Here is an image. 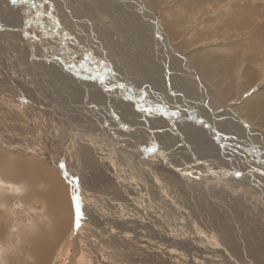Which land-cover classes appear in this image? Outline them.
<instances>
[{"label":"rangeland","instance_id":"obj_1","mask_svg":"<svg viewBox=\"0 0 264 264\" xmlns=\"http://www.w3.org/2000/svg\"><path fill=\"white\" fill-rule=\"evenodd\" d=\"M103 1L96 0L94 3L97 8L95 15L93 9H83L81 1H69L74 16L103 27L99 37L101 45L97 48L84 39L75 43L72 41L73 47L70 38L66 39L67 33L63 32L64 21L55 12L53 18L58 19L60 25L54 32L58 40L53 35L55 42L44 38L39 25L34 24L30 32L17 31L15 29L22 26L25 20L26 12L22 14L25 4L14 6L10 0H0V168L4 169H0V215L6 221L9 218L12 220L9 229L18 228V222H24L28 228L30 222L26 219L33 220V217L31 224L36 225V221L38 227L48 233L53 223L50 219L52 209L48 207L44 210L43 197L31 200L32 190L6 178L11 173L21 174V166L35 163L55 179L66 200L65 211L57 213L58 228L61 217L65 228L61 233L59 230L60 239L48 233L49 242L51 238L55 239L51 264L70 261L74 264H264V238L259 239L255 235L260 222L264 224V202L242 198V193L236 190L230 193L231 190L228 191L229 188L219 180H216L219 183L215 181L217 185L213 190L214 186L207 187L200 181H208L207 178L195 175L196 169L182 168L186 163L198 168L201 163H197L208 158V145L214 141L215 147H218L222 142V131L213 138L212 131L209 130L211 136L207 128L198 127L196 120L204 119L212 126L211 114L215 116L217 105L220 109L242 107L251 96L264 91L263 80L254 86L253 95L245 98V92L239 91L234 96L240 98L237 104L233 106L229 101L226 107L219 102L215 91L230 89L234 92L235 88L244 84L243 76L247 77V71L264 76V0H143L153 13L154 24L161 26V43L165 50L173 49L184 59V67L191 71L197 83L184 77L187 72H181V64L172 58L168 57L166 62L162 58V64H166L163 67L158 58L160 54L154 51L159 49L157 40L152 42L155 48H151L147 40L152 33V21L147 17H152L149 11L146 15L135 8L134 2L119 0L114 4V15H109L110 9L107 10L106 0ZM150 5L155 6V10ZM10 6L13 8L8 9ZM58 10L60 13L63 11L60 7ZM6 14L11 15L14 23ZM101 20L103 24L100 25ZM48 27L51 29V22H48ZM131 27H134L137 36ZM35 33H40L39 37L30 38ZM24 38L36 43L38 50L26 47ZM105 50L110 51L106 57L101 54ZM56 51L61 53L62 58L53 56L54 59H50L57 54ZM204 57H223L225 60L221 68L208 69V83L197 71ZM70 64L82 71L70 70ZM93 64L101 68L100 77L104 84L84 78L89 73L83 69ZM106 64L110 66L105 70ZM168 65L169 68L165 67ZM145 69L146 72L141 71ZM144 80L151 81L158 92L148 88ZM256 81H251L248 87L255 85ZM117 84L126 87L118 88ZM165 84L168 85L167 99L163 93ZM105 86L112 90L104 91ZM259 87L263 90L259 91ZM173 92H183L184 95L173 96ZM126 93L132 100L139 99L143 94L146 102L157 106L163 103L171 109L178 105L180 115L166 119L157 115L145 117L132 106L131 101L125 99ZM190 93L195 94L199 102L211 100V111L207 109L209 117L190 106V101H187ZM161 94L163 98L158 96ZM182 108L185 113H181ZM122 124L127 126V130L121 127ZM158 127H163L164 133L156 131ZM201 131L205 135L202 132L203 135L195 140L189 137ZM175 134L181 137L184 144L172 140L171 135ZM161 136V154L150 156L147 163L142 162L138 149L151 147L152 142ZM259 138L254 136L255 145H262L257 141ZM190 147L195 151H189ZM251 160L257 162L254 156ZM204 162L208 163V167L215 165L211 161ZM60 163L65 165L64 169H60ZM166 170L171 172L168 171L170 177L164 180ZM188 171L193 172L192 177L181 174ZM197 176L199 179H196ZM40 184L43 186L44 183ZM41 186L36 187L35 194L42 189ZM204 187H207L206 192ZM76 188L83 200L84 215L78 231L72 227V200ZM188 189H193L196 196L190 192L193 190ZM261 189L249 190L256 195L260 192L258 196L261 197ZM7 198L12 208L8 205L4 209ZM186 198L191 200V206ZM220 198L224 200L218 201ZM107 201L109 203H105ZM36 202H41L38 204L40 209L33 205ZM236 203L246 210V224L249 225L246 228L250 231L252 226L255 234L252 231L247 235L243 232L242 224L232 214L238 208ZM190 208L199 209L200 214L192 215ZM7 209L13 211L9 213ZM88 214L97 219L95 224L86 222ZM43 217L45 220L39 221ZM198 217L201 222L196 220ZM208 218L215 222L210 224L215 237L209 234V230L206 231ZM4 227H0V243L6 239L2 232ZM27 228L22 231L31 240V230ZM82 229H86L85 232ZM93 231H99L98 235H91ZM222 234L227 238L220 239L218 236ZM168 235H175L173 237L187 244L176 247V241L168 239ZM184 237L189 242L184 241ZM238 238L246 242V259L235 253H245L242 251L244 246L236 248L235 244L243 242ZM1 247L0 244V250Z\"/></svg>","mask_w":264,"mask_h":264},{"label":"bare ground","instance_id":"obj_2","mask_svg":"<svg viewBox=\"0 0 264 264\" xmlns=\"http://www.w3.org/2000/svg\"><path fill=\"white\" fill-rule=\"evenodd\" d=\"M69 1L70 0H52L53 4L55 5L54 6L55 11L54 12L57 15V17H59L61 20H63L65 25H67L69 28L74 29L76 31V32H74V31L70 30L69 28H67L65 25L63 26V32L67 33L68 37L70 38V40H69L70 44L74 47V44L72 43V41L75 43V41H79L81 39H84L86 41L92 42L97 48H100L101 42H100V38L99 37L103 33V32H101L103 27L95 26L93 23H91L87 19L84 20V19H80V18L74 16V14L71 13L72 10L70 8L71 7L70 5H72V4ZM75 1L76 2L77 1H81L80 3L82 5L83 9H86V10L93 9V14L95 15L97 8H96L94 3H96V0H87V1L75 0ZM101 1L104 2L103 0H101ZM116 1H119V0H112V1L111 0H106L105 3L107 5V10L110 9L109 12H108L109 15L110 14L114 15L113 8H115L114 4H115ZM126 1H128L130 3L134 2L135 5L138 4L140 6L141 10L143 11V13L146 14V15H147V11L150 12L152 17H149L148 15H147V17L149 18L150 21H152L151 25L153 27V33H151L149 35V38L147 40L150 43L151 48L154 47L152 45L153 40L154 41L157 40L159 49H154V51H156L157 54H160L161 57H158L159 60L161 61V59L163 58V60L166 62L168 57L170 59L172 58L175 62L181 64V67H182L181 68V72H184V70L187 72V73H185L184 77H187L192 82L197 83V80L193 76L191 71L189 70V72H188L186 70V67H184V64H185L184 59L181 56L177 55L178 53L175 52L173 49L165 50V47L161 43V39L157 38V34L160 35L161 26H160V24L159 25L154 24L155 18L153 16V13L149 10V8L145 4V2L143 0H126ZM156 1L157 0H155V2ZM25 6H26V9L24 10V13H22V14L24 15L25 12H26V15H24V16H25V20H27L30 17L34 16V11L31 10L27 5H25ZM117 6H119V5H117ZM58 7L63 9V11L61 13L59 12ZM65 7L67 9H65ZM120 7H122V6H120ZM150 7H153L154 10H155V6L150 5ZM11 8H13V7L12 6L8 7V9H11ZM73 8L74 7H72V9ZM7 16H8V19L11 20V23H14V19L11 17V15H7ZM81 18H83V17H81ZM24 21H23V25L18 27V28H16L15 30H17V31L26 30V32H28L29 29H31L34 26V24L38 25V24L35 23V21H33V23L30 24V25H26L24 23ZM48 22H51V20L48 17H42L41 18V23L45 26V28L44 29H42L41 27L40 28L42 29L44 38H46L47 40L55 42L54 41L55 39H53V35L56 38H57V35H55L53 32H51V29H49V27H48ZM101 23H102V20L98 24L101 25ZM131 28H132L133 33H135V35L137 36V33L134 31V27H131ZM47 31H50V32H47ZM26 32H24V34H26ZM45 33H47V34H45ZM57 40H58V38H57ZM111 40H109V42ZM141 40L145 41L146 39L141 38ZM24 41H25L24 42L25 46L28 47L30 50H38L39 46L36 43H33V42L27 40L26 38H24ZM57 43L60 44L59 41ZM142 43H143V41H142ZM159 51H160V53H159ZM56 52H57L56 55H52L49 58L50 59H54V57L57 58V59L59 57L62 58L61 53L59 51H56ZM109 52L110 51L105 50V51H101V54L104 57H106ZM30 54L32 56H34L32 53H30ZM108 59H110V58H108ZM192 59L194 61V58H192ZM192 59H191V61H192ZM63 61H65V60L63 59ZM224 62H225V60H224L223 57H204L200 61L199 69H197V71H198L199 75L201 76V78L204 79L205 81H207V83H208V80H209L208 69L209 68L219 69V68L222 67ZM66 64H68V63L66 62ZM161 64H162V61H161ZM70 65L73 66V68L71 70L79 69L80 71H82L76 65H74V64H70ZM164 65H166V64H164ZM164 65H163V67H164ZM169 65L165 66V67L169 68L170 67ZM109 66H110V64H106L105 65V70ZM83 71H87L89 73V75H91V76H97V75L101 76L100 74L102 72L101 68L97 64L90 65L88 67V69H83ZM141 71H145L146 72V69L145 70H141ZM149 73L150 72L148 71V75L151 76V74H149ZM255 80H257L256 81L257 83L255 85H251V86L248 87L247 84H249L251 81H255ZM263 80H264V76L260 77L257 74H251L249 71H247V77L243 76V83L244 84L242 85V87L245 88V89H242V87H238V88H236V92L234 94H232L230 92V89H225V90L216 89L215 91H216L217 95L219 96V99H218L219 102L223 106L225 105V107H226V104L230 100L236 99V97H234V96L237 95L236 94L237 92H239V91H241V92L249 91V90H251V88H254V86H256L257 84L262 83ZM94 81H96V80H94ZM173 81H174V79H173ZM144 83L152 91L155 90V91L158 92V89H156L153 86L151 81L144 80ZM260 88H262V87H259L258 90L262 91L263 89H260ZM163 93L165 94L166 99H167L168 97H167L166 94L168 93V91H166L164 89ZM260 94H262V95H260ZM158 96L160 98H163L162 94L158 95ZM91 97L93 99L95 98L93 96V94L91 95ZM187 97H188L187 101L188 102L190 101V103H191L190 106H193L194 109L201 110L200 112L204 113L206 116L209 117V115H208L209 112L204 107V103L197 101L196 98H195V94L190 93L189 96H187ZM169 106L171 107L172 105H169ZM210 107H211V105H210ZM217 107H218L217 109L215 108L216 109L215 116H213L212 114H211L212 117L210 116L212 118L213 122H211L212 126L210 127V129L207 128L208 129V133L211 135L209 130L212 131V134H213L214 130L216 131V133L222 131V133L225 134L226 136H234L236 139L234 141H228V140L220 138V140H222V142L219 144L218 147H215V143H214V141H212V143H213L212 145L213 146L211 145V143L208 145L209 146L208 158H205L204 160H201L200 162H198L197 164L201 163L198 168H196L195 166H192L189 163L184 164L182 168L187 167L189 169H191V168L196 169L197 171L195 172V175H199V176H201L203 178H207L208 181H204L203 179H201L200 181H203L204 183H206L207 187L210 186V185L214 186L213 190L216 189L215 185H217V184H215V181L219 180V181L223 182V185H225L227 188H229L228 191L231 190L230 193H232V192H234V190H236V191H239V192L242 193V196L239 195L242 198L247 197V198H249L251 200H254L256 202L260 201V203H262V201L264 202V175H261V171H264V91L259 93L257 96H251L250 99L247 100L242 105V107H238V108H234V109H231V107H228L227 109H223V111H221L222 108L220 109V107L218 105H217ZM238 112L241 113V114H238ZM181 113H185L183 111V108L181 109ZM220 113L223 114V115L225 114V115L224 116L219 115ZM243 117L248 122H246V120ZM145 119H144V121H145ZM245 124L249 125L250 128L244 127ZM148 125L151 126L150 124H148ZM192 125H194V124L192 123ZM240 125L242 127H240ZM199 126L200 125L198 124V127ZM203 129H200V130H203ZM253 129L256 130L258 133L254 132ZM204 131L207 132V130H204ZM204 131L199 132L200 134H190L189 137L192 140H195V138L199 137L200 135H203V134L205 135ZM202 132H203V134H202ZM255 135H257L258 137H261V139L259 138L260 140H257V141L261 142L262 145L258 144V143H257V145H255V143H256V141L254 139ZM134 136L135 135H133V137ZM171 137H172V140L174 142L183 143L184 144V142H183V140L181 139L180 136H177L175 134V135H171ZM211 139H212V137H211ZM256 139H257V137H256ZM207 140H208V138H207ZM204 141L206 142V140H204ZM222 143H224V144L227 143L230 146L226 150H223V149L220 148V145ZM236 144H240L243 147H246L248 149V152L245 153L243 151V147L238 149L237 151L233 152L232 145H236ZM188 150L191 151L192 148L190 147V148H188ZM192 151H195V150H192ZM219 153H220V156H219ZM241 156H243L244 158H242ZM251 156L252 157L254 156L257 159V162H254V160L252 161L251 160ZM232 159H234V161L230 162ZM203 161H211L215 165H211V166H209V168H206L204 166V164H203ZM259 161H262V162H259ZM248 162L252 163L253 165L249 164ZM206 164H208V163H205V165ZM0 169H2V168H0ZM21 169H22L21 170V174L19 172L11 173L9 176L6 175V178L9 179V180L10 179H14L19 184H21L23 186H26L28 189L32 190L34 193L32 194L33 198L31 200H34V199L37 200V198H40V196L43 197V201L42 202L44 203V207H43L44 210L46 211V209L48 207H50L52 209L51 210V214H50V219L53 220V223H52L51 227L49 228L50 232L48 230V233H50V235H53L56 239H58L59 238V230H60V233H61L65 229L64 228V220H63V218L61 217L59 228H58V220H57V213L58 212H62L64 210L65 206H66V203H65L66 200L62 196L61 190L59 189V187H57V185L55 183V179L50 174H48L47 171L43 167L41 168L40 165L35 164V163H31L29 166H26V167L21 166ZM2 170L4 171V169H2ZM238 170L242 171L244 173V175L241 178H239V179L232 175L233 172L238 171ZM3 171H2V173H3ZM168 171L171 172V170H166V173L163 176L164 180L168 179L167 178V176H169V172ZM226 172H228L229 174L225 175ZM213 173H214V175H213ZM181 174L183 175V173H181ZM1 177H3V176H1ZM144 179H145V177H144ZM241 179H243V181H241ZM40 182L44 183L43 186H41L42 184H40ZM181 182L183 184L185 183L183 181H181ZM191 183H192V181H191ZM217 183H219V182H217ZM235 183H236V185H235ZM37 186H41L42 189L41 188H40L41 190L38 189L39 191L37 192V194H35V192L37 190L36 189ZM252 186H254V187H252ZM207 187H204L205 188V190H204L205 192H206V188ZM256 187L257 188L260 187V188L263 189L262 196H261L262 198L258 196V195H260V192H258V190H257L258 193L256 192L257 195L254 194L253 192L250 193L249 189L251 188V189L255 190ZM188 190L190 191V190H193V189H188ZM190 192L193 193L196 196L194 190L190 191ZM190 197H193V196L190 194ZM202 197H204V196L202 195ZM221 199L224 200L223 198H220V199H218V201H221ZM186 200H188L187 204L189 203L190 206H191V203H190L191 200L187 199V198H186ZM10 203H11L10 199L7 198L5 200V204L3 205L4 209H5V206H8V205L10 206ZM103 203H104V201H103ZM105 203H109V201H107ZM15 204H18V203H15ZM38 204H41V202L40 203L36 202L33 205H35V207H38ZM223 205H225V204H223ZM230 205H231V203H230ZM237 205H238V208H236L235 211L232 212V214L242 224L241 227L243 229V232L246 233V235L249 234V233L251 234L250 231H252L254 233L255 230L253 231V227L252 226H251L250 231L247 230V228H246L247 225H248V224H246V218H247V215H248V214H245L246 210H244L241 207H239V204H237ZM196 206H198V205H196ZM254 206H256V204ZM0 208H2V207H0ZM225 208H227V207H225ZM263 209H264V207H263ZM7 210H9V213L13 211V209H7ZM190 210H192V209L190 208ZM225 210H227V209H225ZM192 211H193L192 215H199L200 214V210L199 209L193 208ZM18 213L24 215V213H22V212H18ZM41 214L43 215L44 213H41ZM229 214H230V211H229ZM14 216H17V214H14ZM31 218L33 220H31L30 218L26 219L28 222H30L29 223L30 225L28 226V228L24 225V222H18L17 223L18 224V228H15V229L10 228L9 229L8 225L9 224H13L12 220L9 218L8 221H6L0 215V227L2 225H5V227L2 229V232H3V235L6 237V239L4 240V243H0L2 245L1 250H0V264H51L52 261L50 260V258L52 256V254H51L52 251H54V250H52L53 249L52 246L55 243V242H53L55 239H53L54 237L51 238V236H50L52 242H51L50 239H49L50 240V242H49L48 241V233H45L44 229L40 228L41 226L38 227L36 221H35L36 225L31 224L32 221L34 222V218L33 217H31ZM38 218H39V216H38ZM104 219L107 220L106 218H104ZM203 219L205 220V218H203ZM249 219H251V218H249ZM43 220H45L44 217L42 218V220H39V221L42 222ZM85 220H87L86 222L89 225L95 224L97 222V219L94 216H92V215H89L88 218H86ZM196 220L201 222V219L199 217ZM39 221H38V223H39ZM231 221H233V220L231 219ZM195 222L197 224H199L197 221H195ZM214 223L215 222L213 220L208 218V224L206 226V231L209 230L208 232H209V234H211L212 237H215V235L213 234V231H212V228H211L210 224L214 225ZM39 225H40V223H39ZM176 227H178V225ZM248 227H249V225H248ZM26 228L31 230V232H30V235L32 237L31 240H28L26 235H25V233H23V231H22V229H26ZM125 228H127V227H125ZM4 229H6V231H4ZM85 230L86 229H84L83 232H85ZM182 230H184V229H182ZM185 230L187 231V229H185ZM98 232L93 231L91 233V235L94 234V236H96V235H98L97 234ZM182 233H183V231H182ZM255 235H256V237H259V239L260 238H264L263 237L264 236V224L262 225V222H260V224H259L258 234H255ZM173 236H175V235H173ZM173 236L172 235H168L167 237H168V239H173V240L176 241L175 242V246L176 247H180L178 245H181L183 247V246H185L187 244V243L183 244L181 240H178V238L173 237ZM182 236H185V235H182ZM218 237H220V239L227 238L225 234H222L221 236H218ZM238 239L240 240L241 238H238ZM183 240L186 241V242H189V240L187 238H185V237L183 238ZM241 241H243V240L241 239ZM245 243L243 241L242 243L235 244V245H237L236 246L237 249H240L241 246H244V249L242 251H245V253H244L245 255L243 254V252H240V251H237L235 253L241 254L246 259L248 256H247ZM259 249H260V247H259ZM230 251L232 252V250H230ZM180 256L184 257L181 254H180ZM249 256L251 257L252 255H249ZM261 256H262V254H261ZM26 258H28V261H27ZM225 260H227V259H225ZM66 264H74V263H73V261H70V263H66Z\"/></svg>","mask_w":264,"mask_h":264},{"label":"snow or ice","instance_id":"obj_3","mask_svg":"<svg viewBox=\"0 0 264 264\" xmlns=\"http://www.w3.org/2000/svg\"><path fill=\"white\" fill-rule=\"evenodd\" d=\"M11 4L16 5L17 3H23L25 5H27L31 10L34 11V16L30 17L29 19L25 20L24 23L26 25H30L33 23V21H35L36 24L40 25V27L42 29L45 28V26L41 23V18L42 17H48L51 20V32H55L58 28H59V20L53 18L54 17V6L52 4V0H10ZM30 32V29H29ZM47 34V33H45ZM40 35V33H35L32 34L30 38L32 39H36L38 38ZM69 37L66 36V39H68ZM157 38L158 39H163L162 36H160L159 34H157ZM179 55V54H177ZM73 68L72 65H69V69L71 70ZM78 75V73H77ZM85 79H91V80H98L101 84H104L103 78L100 77L99 75L97 76H86L84 77ZM197 79H199L197 77ZM116 87L118 88H125L126 86L124 84H117ZM112 89L108 86L104 87V91L108 92L111 91ZM255 92V89H252L251 92L246 91L243 95L245 98L253 95ZM171 95L176 96V95H180L183 96L184 93L180 92V93H176L173 92L171 93ZM125 99L131 101L132 106L136 108V110L143 114L145 117L148 116H153V115H157L159 117H161L162 119H166L168 116H172V117H178L180 115V108L178 105H174L171 109L163 103H160L159 106L152 104L151 102H146V97L141 94L139 99L137 100H132V97L130 95H128L127 93L125 94ZM239 97H237L234 100H230V103L233 104V106H235L237 104V102L239 101ZM211 105V100H207L204 102V107L206 109H208L209 111H211L210 108ZM221 111H223V109H221ZM114 118L115 117V113L112 114ZM191 119V117H190ZM196 123H198L200 125L201 128H210L211 126L204 120V119H199L196 121ZM105 127H107V124L104 125ZM122 128H125L127 130V126L126 125H121ZM244 127L246 128H250L249 125L245 124ZM151 131V130H150ZM156 131L160 132V133H164V128L163 127H158L156 129ZM173 132H175V129H172ZM153 135H155V133H152ZM221 138L228 140V141H234L236 138L234 136H226L225 134L221 133ZM216 137V131H213V138ZM163 140V137L161 136L160 138H158L157 140L152 142V146L149 148H144L143 150H139L138 149V155L139 158L142 162L147 163L149 160L150 156H159L160 153V147H161V142ZM230 145L229 144H221L220 148L223 150H226ZM243 146L240 144H236V145H232V149L233 152L237 151L238 149L242 148ZM243 151L245 153L248 152V149L246 147H243ZM259 163V162H258ZM60 169H64L65 165L63 163L59 164ZM177 172H180V169L177 168L176 169ZM65 176H67V173H64ZM185 176L187 177H192L193 176V172L188 171L183 173ZM214 175V173H213ZM232 175L236 178H241L244 173L242 171H235L232 173ZM261 175H264V171H261ZM196 179H199V177L197 176ZM76 180L78 181V178H76ZM72 204H73V208H74V219H73V223H72V227L75 230H79L81 227V222L84 219V215H83V200L82 197L80 195V191L78 188L74 189V196H73V200H72Z\"/></svg>","mask_w":264,"mask_h":264},{"label":"crops","instance_id":"obj_4","mask_svg":"<svg viewBox=\"0 0 264 264\" xmlns=\"http://www.w3.org/2000/svg\"><path fill=\"white\" fill-rule=\"evenodd\" d=\"M135 6H136L135 8L139 10V12L140 11H141V13L143 12L138 4H136ZM114 9L115 8H113V12L115 13ZM152 33H153V27H152ZM164 88H165L166 91H168V85L167 84L164 85ZM230 92L232 94H234L236 92V88H235V91L234 92H232L231 90H230Z\"/></svg>","mask_w":264,"mask_h":264},{"label":"water","instance_id":"obj_5","mask_svg":"<svg viewBox=\"0 0 264 264\" xmlns=\"http://www.w3.org/2000/svg\"><path fill=\"white\" fill-rule=\"evenodd\" d=\"M140 146V145H139ZM142 148V147H141ZM204 162V161H203ZM204 166L206 167V168H209L208 166H207V164L205 165V162H204ZM252 187H254V186H252Z\"/></svg>","mask_w":264,"mask_h":264}]
</instances>
